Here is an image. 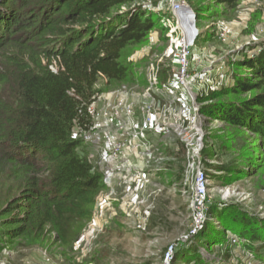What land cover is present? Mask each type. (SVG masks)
I'll use <instances>...</instances> for the list:
<instances>
[{
	"label": "rangeland",
	"instance_id": "rangeland-1",
	"mask_svg": "<svg viewBox=\"0 0 264 264\" xmlns=\"http://www.w3.org/2000/svg\"><path fill=\"white\" fill-rule=\"evenodd\" d=\"M136 1L161 15L160 26L143 43L124 50L122 62L129 67L128 79L109 82L101 78V98L93 103L100 112L106 101L130 105L133 123L130 118L120 128L106 127L112 129L117 142L124 138L126 143L109 158L113 149L101 131L75 132L82 140L81 152L103 173L105 189L90 206V217L73 224L68 245H62L49 229L42 235L12 238L0 225V264H162L166 248L192 228L190 205L200 171L208 177L202 207L208 228L212 223L222 228L215 217L226 210L232 215L247 213L264 225V150L258 136L204 112L215 113L223 102L237 103L256 93L221 88L235 83L227 71L250 73L232 66L236 53L244 51L252 58L264 47V0H242L234 8L213 0H184L200 15L184 79L194 96L179 82L178 54L187 11L173 6V0ZM152 67L157 68V84L149 87ZM6 94L0 90L2 97ZM170 101L176 106L178 122L171 116L160 117L161 106ZM147 115L160 124H151L142 136H136ZM186 137L194 141L189 151ZM19 191V183L0 174V210ZM205 228L204 224L199 231ZM222 229V243L204 244L196 237L199 232L185 242L188 249L197 239L196 248L188 252L194 262L201 260L203 249H212L208 252L212 261V256L223 253L216 257L223 264H259L253 252L242 250L244 241L241 247H232L233 256L226 254L230 238ZM230 234L241 241L237 234ZM175 252L172 264H184Z\"/></svg>",
	"mask_w": 264,
	"mask_h": 264
},
{
	"label": "trees",
	"instance_id": "trees-1",
	"mask_svg": "<svg viewBox=\"0 0 264 264\" xmlns=\"http://www.w3.org/2000/svg\"><path fill=\"white\" fill-rule=\"evenodd\" d=\"M240 1L213 0L226 8ZM136 2L0 0V90L7 92L0 95V174L20 184L18 194L0 210V225L10 237L49 229L65 246L73 224L90 217L89 208L105 183L103 173L81 152L75 132L82 135L91 126L89 106L101 91L99 80L126 81L124 50L143 43L160 26L161 15ZM235 56L232 66L250 73L227 71L235 83L221 91L256 93L237 103L223 102L215 113L204 112L258 136L264 150V47L252 58L244 51ZM245 214L218 212L215 218L223 229L206 224L196 237L204 244L222 243L220 230L226 229L264 264V225ZM197 244L195 238L188 249L178 243L176 256L184 264H206L202 257L197 263L190 258Z\"/></svg>",
	"mask_w": 264,
	"mask_h": 264
},
{
	"label": "built area",
	"instance_id": "built-area-1",
	"mask_svg": "<svg viewBox=\"0 0 264 264\" xmlns=\"http://www.w3.org/2000/svg\"><path fill=\"white\" fill-rule=\"evenodd\" d=\"M173 6L177 7L178 9L186 10L188 13L186 15V22L184 27V38L182 39V43L180 45L179 54H178V60H179V72H180V84L184 85L185 88L188 89L189 93L194 96L192 92H190V89L187 87L184 79L188 75V65H189V58L191 56L192 46L194 37L197 33V27H196V20H197V14L194 9H191L188 7V4L182 0L181 3H178L177 1H172ZM173 27V25H172ZM190 35L191 37L187 39L186 36ZM173 42V40H172ZM157 84V68L152 67L150 78H149V87H154ZM101 93L97 92L93 96V102L89 106V111L91 115V126L89 129H97L101 131V135L111 149H113L112 154L109 155V158H114L116 152L120 150L121 146L126 143V140L124 142H117L116 139L113 137L112 129L106 128L108 125H112L114 128L116 127H122V124L129 123L131 118V123H133L132 116H131V107L129 104L123 103V101L111 103L110 101H106L103 105V111L100 112L99 110H96L93 103L95 100L101 98ZM152 101H154V97L152 98ZM171 102V101H170ZM171 103H164L161 106L160 109V117L164 118L166 116H171L174 118L175 121L178 122V112L176 109V106ZM121 111V112H120ZM125 116H122V115ZM105 121V122H104ZM151 124L158 125L160 123H157V121H153L152 118H150L148 115L144 116V120L141 123V127L138 133H135L136 136H142L143 131L148 129ZM175 126V124H173ZM176 127V126H175ZM179 128V126H177ZM194 146V141L192 137H186V150L189 151ZM207 173L200 171L197 179L195 181V185H193V200L191 201L190 208L193 213V223L192 228L189 230L188 233H185L181 235L180 239L175 242L174 244L169 245L166 250L163 257L162 264H172L174 261V252L176 251V248L178 246V243H185L188 241L192 236L196 235V233L199 232V230L204 226V224H207V219L205 217L204 211L202 209L204 202H205V196H206V186H207ZM208 219H210L208 217ZM206 222V223H205ZM228 238H230L228 242V247H226L225 252L226 254L229 252L231 253V256L234 255V250L232 247L237 249L242 246L243 241L239 238H237L236 235L227 233ZM243 251H246L247 249L245 246L241 247ZM213 251L212 249H209V251H205L203 249V261L206 262V264H223L218 262V259L216 257H222V254L219 256H212L215 258V261H212L210 258L208 252ZM247 253H252L250 251H246ZM244 252L240 253L239 256H242ZM250 255V254H248ZM232 263H236L235 258L231 259ZM195 264V263H190Z\"/></svg>",
	"mask_w": 264,
	"mask_h": 264
},
{
	"label": "bare ground",
	"instance_id": "bare-ground-1",
	"mask_svg": "<svg viewBox=\"0 0 264 264\" xmlns=\"http://www.w3.org/2000/svg\"><path fill=\"white\" fill-rule=\"evenodd\" d=\"M188 13V12H187ZM187 37V39H189L191 36L190 35H188V36H186Z\"/></svg>",
	"mask_w": 264,
	"mask_h": 264
}]
</instances>
